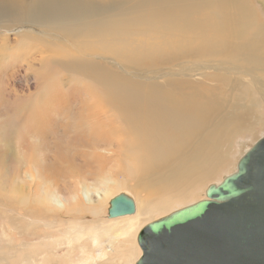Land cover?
<instances>
[{"label": "bare ground", "instance_id": "bare-ground-1", "mask_svg": "<svg viewBox=\"0 0 264 264\" xmlns=\"http://www.w3.org/2000/svg\"><path fill=\"white\" fill-rule=\"evenodd\" d=\"M250 2L251 0H0V14H12L13 19L18 20L17 25H25L20 27L21 31L12 29L16 31L18 39L17 42L14 41L15 47H53L52 50L48 49L49 51H40L35 57L31 56L33 59L29 57L43 63L40 68L46 69L47 65L44 63L54 62L56 57L53 54L59 55L55 62L60 61L74 67L83 66L87 72H90L92 66H97L95 63L104 64L105 61L106 65H114V61H121L120 64H138L143 61L150 66H157L166 59H172L170 64H174L152 72L153 68L140 69L138 72L130 69L127 72L123 67H110L113 73L98 72L106 76L103 75L101 87L108 99L105 96L102 100L98 99L101 102L98 106L104 105L103 110L93 114L81 113L79 118L71 109V114L80 119L79 127L83 128L86 135L79 132V127L72 129L75 133L69 130L71 134H79L80 138L81 134L87 136L89 131L106 132L107 129V138L102 139V135L100 139L98 135L99 139L92 137L89 141L86 139L85 145H81L86 149V153L87 150L95 152L96 161L86 163L85 160H79L72 155V163L81 161L79 163L85 164L78 173L80 178L71 176L77 183L74 191L67 189L69 192L65 193L63 191L66 189L57 188L56 183V189L43 191L36 201L47 211L64 210L68 214L74 212L88 216L83 217L85 221L75 218L63 223L65 228L62 235L67 237V240L63 239L65 242L61 243L65 249L64 254L45 252L32 261L36 264H97L109 256L119 254L117 259L122 260L123 264H135L138 260L137 251H141L136 238L147 224L205 199L206 188L220 182L217 174L225 158L231 156L230 162L237 153L235 150H229L230 153L227 154L220 150L221 140L245 132L247 127L252 132L260 127L254 119L261 114V104L264 103V23L254 8H248ZM10 50L14 51V46L10 47ZM31 50L25 48L21 51L27 53ZM86 51L93 53L88 54ZM10 54L12 55L8 58L11 59L19 56L12 52ZM7 55L5 53V57ZM179 60H182V63ZM25 64L27 65L26 62ZM56 65L60 67L61 64ZM50 68L49 70L54 69ZM68 69L71 68L68 66ZM82 70L80 71L83 72ZM47 72L45 71L46 75L49 74ZM40 75L42 74H39V78ZM93 75V78L97 79L99 74ZM118 75L126 78L128 83L116 85L117 80L119 81ZM74 76L73 74L70 77ZM100 78L102 79V76ZM73 80L75 81V77ZM71 82L69 81L70 84ZM141 89L146 92H141ZM73 91L79 92L75 89ZM86 92L83 94L87 95ZM75 93L74 96L77 95ZM90 94L92 97L93 92ZM91 97L89 98L92 99ZM78 104L79 101L75 107ZM202 107L205 108L204 111H200ZM49 111L47 114L43 113V110L37 116L36 119L40 122L39 131L50 123L46 122L47 117L54 121L55 125L64 126V122L68 121L60 114L57 117L56 113L49 114ZM218 112L223 113L215 117ZM74 115L69 119L76 120ZM32 122L33 125L36 124V120L35 123L34 120ZM27 123L32 125L28 120ZM260 130L258 132H261ZM53 132L56 131L50 134ZM60 132L64 133L62 129ZM252 132H249V139L254 141L257 136ZM38 137H30L37 153L45 149L44 144L40 150L43 139L39 141ZM45 147L46 153L52 151L51 148ZM72 152L70 154H73ZM40 153L44 155V151ZM59 154L60 152L53 154L54 161L51 157L47 158L49 155L44 156L52 162L59 157L61 163L66 157L60 158L62 154ZM25 155L24 159L30 154L26 157ZM38 158L37 161L43 166L41 162L44 164L46 158L42 159L40 154ZM103 158L106 161L101 160ZM33 162L40 177L49 180L52 185L51 179L60 176L59 173L65 174L58 171L59 165L61 166L59 162L58 167L57 162L54 164L57 169L54 165H48V161L45 162L44 168L34 160ZM38 166L44 172L38 171ZM61 170H64V166ZM35 173L34 168L27 170L24 172V179L31 180ZM121 193L132 199L134 213L101 220L100 224L93 222V218H97L105 208H109L110 200ZM196 193H202L198 196L200 199L194 197ZM86 239H89L87 249L84 246ZM68 248H71V251Z\"/></svg>", "mask_w": 264, "mask_h": 264}, {"label": "rangeland", "instance_id": "rangeland-1", "mask_svg": "<svg viewBox=\"0 0 264 264\" xmlns=\"http://www.w3.org/2000/svg\"><path fill=\"white\" fill-rule=\"evenodd\" d=\"M24 2H26V1H24ZM248 6H249L248 8H250V9L254 8L257 11V14L260 17V20L264 23V0H251L250 4H248ZM11 15L12 14H7V15H5L6 16L5 17L3 14L2 15L0 14V22H1L0 23V52H1L0 53V62H1L0 63V88H1L0 89V98H1L0 99V179L2 180L0 182V190H1L0 191V264H36V262L32 261V259H34L35 257H38L41 253H45V252L56 253V254H64L65 253L64 246L61 245V243L65 242L64 240H67V237L65 235H62V231L65 228V225H63V223H65V222L67 223L70 220H75V218L76 219L78 218L79 220L85 221L84 218H86L88 216L86 214L78 215V214H75L74 212H70L68 214L64 210L55 211V212L47 211L46 209H43L41 206H39L37 204L36 199L38 198V196L43 191H51L53 189H56V186H55L56 183H57V188L66 189L63 191L65 193H68L71 189L75 190V186L77 184L74 182L75 178L78 179L81 177L78 173L80 172V169L85 166V164L79 163L81 161H78L77 163L76 162L72 163L70 161L71 158L73 157L72 155H75V158L78 157L77 159H79V160H83V161L85 160L86 163H90V161H96L97 160L95 158L96 155L94 156L95 152H91L90 150H89L90 152H88V150H87V153H86V149L84 147H82L81 145H85L86 139H88L87 141H89L92 137L95 139H99V138L101 139V136L103 135L102 139H104L105 137L107 138L106 135H108V131L106 129V132H107V134H106L105 130H103V132H101V131L97 132V131L92 130V131L87 132L89 137H87L88 135L84 136V135H86V132H84L83 128L79 127V123H80L79 118L82 116V114H87V113L89 114V112H90V114H93V113H95V111L97 113V112L103 110L104 105L103 106L99 105L102 109L98 106V104L101 103L99 100L104 99L103 96L106 97V95H107L105 93V91L102 90L103 88L101 87V85L103 84L101 81H103V77L105 76V74H102V73H113L112 70H110V67H123L122 69L123 70L126 69L127 72H129L130 69L131 70L135 69L134 71L138 72V71H140V69H152L153 68L151 70V72H152V71L156 70L157 68L158 69H164L166 67H171L174 64H170L172 59H166L165 61L161 62L157 66L156 65L150 66L149 64H146L143 61L138 63V64L137 63H132V64L126 63L125 64V62H122V64H120L121 61H117V62L114 61V63H113L114 65H111V63H110V65H106L105 64L106 61H105L104 64L103 63H95V64H97L98 67L92 66L90 68V72H91L90 73V72H87L83 66L74 67V66H70L67 64H63L57 60L58 63L63 65L62 67L60 65V67L63 68L64 70L61 69L59 67V65L58 66L56 65L58 63L55 62L56 59L59 58V55L53 54V56L56 57V59H53L54 62L51 63L49 61L50 64H48L49 62L44 63L47 65L46 69L40 68V66L43 63L37 62L35 60H31V58L33 56L34 57L37 56L40 53V51L41 52H43V50L49 51L48 49L52 50L53 47L52 46L46 47V45L43 47L39 46L37 48L23 47L21 49L20 48L18 49V47H15V42H17L18 39H17V36L15 34L16 31H12V29L17 28L18 30L21 31L20 27H23L25 25H17L18 20L13 19V15L12 16ZM11 18L14 21H12ZM15 22H16V24H15ZM26 26L29 27L28 25H26ZM8 32H11V33H8ZM9 38H10V40H9ZM6 40H8V41L6 42ZM4 42L7 44L5 45ZM9 42H10V44H9ZM8 44H9V46L11 45L10 47L14 46L15 50L11 51ZM40 47H42L43 49ZM25 48L29 49V50L32 49V50L30 52L27 51V53H23V51H21V50H23ZM33 51H37L38 53L33 52ZM11 52L13 54H18L20 56V58H19V56L16 58H12V59L8 58L9 55H12V54H10ZM87 52H88V54H90L91 51H86V53ZM5 53H6V55L8 54L6 57H5ZM91 53H93V51ZM21 56H23L22 59H21ZM29 57H31V58H29ZM24 58H26L25 60H27L29 62L23 60ZM16 59L18 60L17 62H16ZM7 61H9V62H7ZM179 61H180V63H182V60H179ZM25 62L27 63V65L25 64ZM20 63H21V65H19ZM32 63H34V64H32ZM53 63L54 64L56 63L55 66H51V65H53ZM142 63H144V64H142ZM5 64H6V66H5ZM36 64L38 66H35ZM135 64H137V65H135ZM145 64L148 66L146 67ZM102 65H104L105 67ZM50 66H51V68L53 67L54 69L52 70L50 68ZM68 66L73 71L71 69H68ZM6 67H7V69H6ZM49 68L52 71L49 70ZM77 68L78 69L81 68L80 70L83 69L86 72H84L83 70H82L83 72H81L80 70H76ZM92 68H93V70H92ZM100 68H102V69H100ZM2 69H3V72H2ZM65 69H66V71H65ZM47 70L50 72H47ZM70 70H71V72H69ZM45 71L49 74L46 75ZM141 71H144V70H141ZM146 71H148V70H146ZM42 72L45 74H43ZM75 72H78V73H75ZM98 72H102V73H98ZM130 72H132V71H130ZM14 73H15V75H14ZM55 73H57V75H59V76H56ZM94 73H95V75L99 74V75H97L98 78H100L102 76V79L100 78V80H99L98 78L97 79L93 78V77H95L93 75ZM39 74H42L43 76L40 75V78H39ZM73 74L75 75L74 76L75 81L73 80L74 77H70L71 75L73 76ZM90 74H91V76H90ZM78 75H80V76H78ZM77 76H78V78H77ZM118 76L119 77L117 79H119V81L117 80L116 85L126 84V82L128 83V80H125L126 78H124L122 75L121 76L118 75ZM59 77H61V78H59ZM69 77H70V80H69ZM14 78H15V80H14ZM18 78H19V80H18ZM52 78H53V80H52ZM56 78L58 80H56ZM39 79H41V81ZM91 79H93V80H91ZM120 79H122L123 82L125 80V82L123 83ZM47 81H49V82L46 83ZM62 81H64V82H62ZM69 81H72L71 84H73V85H71L69 83ZM78 81H80V82H78ZM79 83H82V84H79ZM95 83L98 84V86H96ZM87 85H88V88H87ZM127 85H129V84H127ZM68 86H69V88L70 87H72V88L69 89ZM90 86H92V88ZM75 87H77V88H75ZM67 89H69V90L67 91ZM74 89H75V91H79L78 92L79 94L75 93L73 91ZM101 90L104 91L103 92L104 94L102 93ZM82 91L83 92L88 91V92H86L87 95L85 93L83 94ZM140 91L146 92L145 89H141ZM80 92H82V93H80ZM89 92L90 93L93 92L92 97H91V94ZM38 93H39V95H38ZM67 93H69V94H67ZM73 93H75L77 95L74 96ZM88 93H89V95H88ZM94 93H96V94H94ZM98 93L99 94L101 93V94L99 95ZM43 95H45V96H43ZM41 96H43V98ZM76 96H77V99H76ZM89 97H91L92 99H90ZM22 98L23 99L25 98V99L23 100ZM40 98L42 100H40ZM4 99H5V101H4ZM94 99H96V100H94ZM25 100H27V101H25ZM32 100L34 102H32ZM77 100L79 101L80 105L79 104L78 105L80 107L78 105L75 107V105L78 102ZM24 101L27 103H25ZM30 102H32L31 105L29 104ZM73 102H75L76 104L75 103L73 104ZM95 104H97V105H95ZM257 104H259V103H257ZM38 105H39V107L41 106L40 107L41 109L38 107ZM47 105H49V106H47ZM74 107H75V109H74ZM105 107H106V105H105ZM261 107H262L260 109L261 114L260 115L258 114L256 116V118L254 119L257 121V123H259L260 127L256 128V130L254 132L250 131L247 127V130L245 132H241L238 135H233L229 139L224 138L221 140V142L219 144L220 150H222L223 152H226L227 154H229L230 152H232L234 150L237 151V153H235L234 156L232 157V159L230 161L231 163L229 162V159L231 158V156H228L225 158V161L222 165V168L217 174V176L220 178V181H221L222 177L229 175L230 173H232L235 170V166H236L238 160L240 159V157L257 140L262 138V136L264 135V103L261 104ZM71 109H73L74 114H76V116L79 118H77L74 114H71V113H73V111ZM43 110L45 112H43ZM48 110H50L49 114L56 113L55 114L56 117L60 114L62 117L67 118L70 123L68 121H65L64 126L61 124H59L61 126L55 125L56 123L47 117L46 122L48 121V122H50V123L52 122V123L50 124L47 122L48 126L46 125L47 127L45 126L42 128V130L39 131L40 122H39V119H36V118H37V116L40 115L41 111L43 113L47 112V114H48ZM76 110H77V113H76ZM204 110H205L204 107L200 108V111H204ZM38 111H39V113H38ZM27 112H28V115L30 113L29 116L27 115ZM65 113H67V114H65ZM219 113H223V112H218L214 116L217 117V115ZM22 115H24V116H22ZM55 115H54V117H55ZM73 115L75 116V119L77 118L74 121L69 119V117H71ZM31 119L34 120V123L36 120V124L39 123V125L34 124V125H36V126H34L33 122H32L33 120L31 121ZM23 120H25V121H23ZM27 120L32 123V125H31L32 127L30 125H28L29 123L26 124ZM65 124H66V126H65ZM24 126H26V128L23 129ZM54 126L56 128H57V126H58V128L64 127V128H61L62 132H64V133H61L60 132L61 129H58V128L56 129V128H54ZM65 127L67 130L65 129ZM67 127L71 128V129H69ZM73 128L74 129L78 128L79 132L84 133V135L81 134V137L78 138L80 135L76 134V136H75L74 135L75 132L72 130ZM81 129H82V132H81ZM259 129H261L260 130L261 132H258ZM69 130H71V132H74V133L71 134V132ZM49 131H51V132L56 131V132H53L54 135H56L55 133H57V131H58V134L59 133H61V134H59V135L57 134L56 136H53V134H50L51 133L50 132L49 133L50 136H49V134L47 135V133ZM21 132L24 136L23 135L21 136ZM29 132H30V134H29ZM42 132H44V133L42 134ZM249 132L256 134L257 138L254 141L249 139ZM31 134L38 135L39 141H41L43 139L41 143L39 142L41 145V146L40 145L39 146H40V150H42L43 148H45V149L40 151L38 148L37 149L38 152L44 151V155L45 154H46L45 156L49 155V157H47V158L49 159L51 157L52 161H54V159L52 158L53 154L55 153V155H56V152L57 153L60 152V154H62L60 156V158L66 157L67 160L66 159H64V161L61 160V163H60V161H59L60 159H58L59 157L57 156L58 157L57 159L54 157L56 159L55 162H52V161H49L40 152L37 153L36 151H34L33 142H31V139H30V137L33 136ZM62 134H64V135H62ZM94 134L96 135V137H94L95 136ZM28 135H29V138H27ZM42 135L45 136V139H44V136L42 138ZM82 135H83V137H82ZM58 136L60 138H58ZM63 136H64V138H63ZM81 138L84 139L83 142H81V140H82ZM27 139H29V140L27 141ZM53 141H55V142H53ZM61 141H62V143H61ZM66 141H68V142H66ZM49 143H51V145H49ZM44 144H45V146H47V148L49 147L48 149H50V148L52 149V151L49 150V152L51 151L50 153H46L47 151H45L46 147L44 146ZM58 144H59V146H58ZM42 146H44V147L42 148ZM30 148H32V149H30ZM54 150H58V151L55 152ZM229 150H231V151L228 152ZM70 151L71 152L73 151L72 152L73 154H70L71 153ZM28 152H30V153H28ZM66 153H68V154H66ZM85 153L88 155H86ZM89 153H91V154L89 155ZM139 153H140V149H139ZM23 154L24 155L30 154L28 156L25 155V157L26 156L28 158L31 157L30 159H32V160L31 161H30V159L28 160L27 157H26V159H24ZM39 154H40L42 159L45 160V158H46V161H48L47 164L48 165L50 164V166H53L57 162L56 166L58 167V162H59V164H61V166L59 165L58 168H60V169L58 171L61 173L65 172V174L61 175L59 173L60 176H58L56 178L53 177L54 179H51L53 181V185L49 180L47 181V180L41 178L37 172V169L32 164V162L34 160L37 165H40L39 160L37 161V159H39L38 158ZM98 159H100V157ZM101 160L104 161L105 158H103ZM46 161H44V164H46L45 163ZM41 164L43 166H41V165L40 166L44 168L45 165L42 162H41ZM62 164H64V165H62ZM40 166H38V171L44 172V170L42 168L40 169ZM56 166L54 165V167L57 169ZM63 166H64V170H61V169H63ZM69 166H70V168H69ZM66 167H68V168H66ZM32 168L35 169L36 173L33 175L31 180H25L24 179V177H25L24 172H26L27 170L30 171ZM223 168H225V169H223ZM67 169H69V170H67ZM64 175H65V177H63ZM72 175H75L74 176L75 178L74 177L71 178ZM7 176H8V178H7ZM46 176L50 177V175H47V174H46ZM61 179H63V180H61ZM5 181H6V183H5ZM53 186H55V187H53ZM200 194L202 195V193H196L194 195V197L196 199L197 198L200 199L201 197H198V196H201ZM26 202H28V203H26ZM107 210L108 209L105 208L104 212L101 213L100 215H98L97 218H93L92 221L97 223V224H100L101 220L109 219L107 217ZM81 218H83V219H81ZM108 223H111V222H108ZM91 227L92 226H90V228ZM88 243H89V239H86V244L84 245L86 247V249L89 246ZM68 250L71 251V248H68ZM137 252H138V255H137L136 260L141 255V251H139V249ZM119 256H120L119 254L109 256V257L99 261L97 264H123L124 262L122 260L117 259V257H119Z\"/></svg>", "mask_w": 264, "mask_h": 264}, {"label": "water", "instance_id": "water-1", "mask_svg": "<svg viewBox=\"0 0 264 264\" xmlns=\"http://www.w3.org/2000/svg\"><path fill=\"white\" fill-rule=\"evenodd\" d=\"M119 194L107 217L131 215ZM135 264H264V136L238 160L233 173L205 190V199L147 224Z\"/></svg>", "mask_w": 264, "mask_h": 264}]
</instances>
